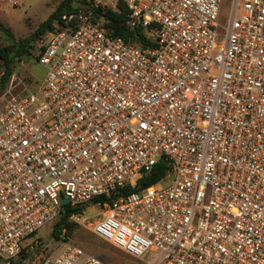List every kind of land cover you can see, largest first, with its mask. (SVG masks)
<instances>
[{
  "label": "built area",
  "instance_id": "obj_1",
  "mask_svg": "<svg viewBox=\"0 0 264 264\" xmlns=\"http://www.w3.org/2000/svg\"><path fill=\"white\" fill-rule=\"evenodd\" d=\"M120 3L139 42L96 16ZM71 5L39 39L44 80L3 92L1 260L91 204L94 221L69 218L145 264H264V0ZM39 264L108 263L65 239Z\"/></svg>",
  "mask_w": 264,
  "mask_h": 264
},
{
  "label": "rangeland",
  "instance_id": "obj_2",
  "mask_svg": "<svg viewBox=\"0 0 264 264\" xmlns=\"http://www.w3.org/2000/svg\"><path fill=\"white\" fill-rule=\"evenodd\" d=\"M62 0H0V20L10 29L15 40L32 35L40 24L48 18ZM227 6H224L222 15L226 16ZM31 40V51L35 54L38 47V38ZM11 38L0 30V48L11 44ZM15 45V43L13 44ZM4 71L3 59L0 56V77ZM18 73L33 84L40 83L46 76V68L32 56H23L15 60L13 73ZM4 86L0 85V105L4 103ZM169 178L167 179V181ZM100 207L91 204L85 205L80 220L85 218L94 221L99 215ZM77 222V221H75ZM56 222L41 227L35 235L24 241V251L20 253L12 264H39L45 257L54 253L63 240L70 239L81 245L87 252L100 257L108 264H145V262L126 255L106 240L98 237L86 226L77 222L67 229L66 237L61 233L59 237L53 235ZM87 224V223H85ZM33 245V247L31 246ZM0 264H6L0 261Z\"/></svg>",
  "mask_w": 264,
  "mask_h": 264
},
{
  "label": "trees",
  "instance_id": "obj_3",
  "mask_svg": "<svg viewBox=\"0 0 264 264\" xmlns=\"http://www.w3.org/2000/svg\"><path fill=\"white\" fill-rule=\"evenodd\" d=\"M73 0H62L55 10L48 16L46 20H44L40 26L36 29V31L25 38H21L15 40V37L12 33L10 27L6 26L0 20V30L5 32L11 38V44L6 45L5 47L0 48V56L3 59L4 71L0 77V85L4 86V89L7 85V82L11 78L14 67L15 60H20L23 56L32 55L36 58V55L32 53L31 40L37 36L38 40L48 31L54 28V23L57 19H59L60 15L66 11H70L72 8ZM128 15L127 7L120 3L119 9L99 8L96 10V16L98 18L103 17L105 19V27L115 35L122 36L126 39H131L133 41L139 42L143 38V33L140 29H131L126 25V19ZM36 38V39H37ZM15 43V45H13ZM169 165L164 160L158 161L148 172L142 175L137 182L138 187L149 186L151 184L157 183L159 180L163 179L166 176ZM132 188L130 186H126L124 191H129ZM88 204L71 206L69 204L63 205V210L61 214L55 220L56 224L53 228V235L57 238L61 233L66 237L67 229L71 228L72 225H76L77 222L71 220L69 215L72 213H81L84 210V206ZM24 247L22 251H24ZM22 251L20 253H22ZM1 261V258H0Z\"/></svg>",
  "mask_w": 264,
  "mask_h": 264
},
{
  "label": "water",
  "instance_id": "obj_4",
  "mask_svg": "<svg viewBox=\"0 0 264 264\" xmlns=\"http://www.w3.org/2000/svg\"><path fill=\"white\" fill-rule=\"evenodd\" d=\"M67 201H68L67 198H63V199H62V203H66Z\"/></svg>",
  "mask_w": 264,
  "mask_h": 264
},
{
  "label": "crops",
  "instance_id": "obj_5",
  "mask_svg": "<svg viewBox=\"0 0 264 264\" xmlns=\"http://www.w3.org/2000/svg\"><path fill=\"white\" fill-rule=\"evenodd\" d=\"M14 74H18V73L15 72ZM18 75H19V74H18Z\"/></svg>",
  "mask_w": 264,
  "mask_h": 264
}]
</instances>
